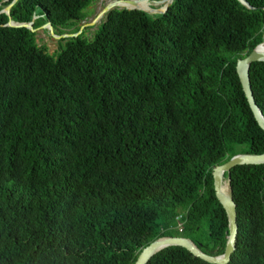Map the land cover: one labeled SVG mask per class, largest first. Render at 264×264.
Here are the masks:
<instances>
[{"label": "trees", "instance_id": "16d2710c", "mask_svg": "<svg viewBox=\"0 0 264 264\" xmlns=\"http://www.w3.org/2000/svg\"><path fill=\"white\" fill-rule=\"evenodd\" d=\"M92 1L17 0L0 13V264H134L161 237L221 256L227 217L212 170L264 154L235 69L264 42V0L114 8L90 39H62L53 54L6 26L36 17L34 29L63 34ZM249 80L264 118V62ZM229 187L227 264H264V164L233 168ZM147 264L209 263L172 246Z\"/></svg>", "mask_w": 264, "mask_h": 264}, {"label": "water", "instance_id": "95a60500", "mask_svg": "<svg viewBox=\"0 0 264 264\" xmlns=\"http://www.w3.org/2000/svg\"><path fill=\"white\" fill-rule=\"evenodd\" d=\"M8 0H4L6 2ZM129 2L132 7H124L126 9H134V10H140L150 15L155 14H164L170 5L172 4L173 0H158V1H151V0H126ZM146 1L147 3H150L154 6L161 5L158 8L148 7V8H139L137 6L138 2ZM241 4L246 6L247 8H251L248 3L245 0H239ZM17 2V0H12L7 6H5L0 13L6 14L8 17L10 15V10L13 7V5ZM118 8V5L115 3L109 4L105 7L103 10V14H106L110 10ZM36 19V17L29 23H14L9 18L6 26L11 28H26L30 30L31 32H34L33 28V21ZM89 26H92L93 23L88 24ZM40 28H47L51 31V34L58 38V39H66V38H72L77 37L78 34H63V35H56L53 31V28L50 23H47ZM264 45V42L257 45L246 57L240 58L236 61L235 69L238 76V79L240 81L243 93L245 95V98L247 100V103L249 105V108L258 123L259 127L264 131V118L262 116L261 111L259 110L255 100L254 96L251 90L250 86V80H249V69L250 65L252 63L256 62H264V52L260 51V48ZM264 164V154L260 155H253V154H238L230 158L226 163L219 165L215 167L212 170V179H213V188L215 192V196L218 200V202L223 207L226 217H227V243L225 246L224 253L221 256H212L207 255L203 252H201L191 240L184 238V237H161L158 238L151 243H149L147 246L142 248L134 262V264H147L149 260L158 252L161 250L177 246L182 247L185 250H187L192 256L199 258L203 260L204 262H207L209 264H227L230 260L231 255L233 254L235 250L236 245V236H237V212H236V205L232 197V192L229 187V192L227 194L222 192V186L224 182V174L228 175L227 183L229 185V174L230 171L237 167V166H243V165H262Z\"/></svg>", "mask_w": 264, "mask_h": 264}, {"label": "rangeland", "instance_id": "374dc122", "mask_svg": "<svg viewBox=\"0 0 264 264\" xmlns=\"http://www.w3.org/2000/svg\"><path fill=\"white\" fill-rule=\"evenodd\" d=\"M117 0H93L89 6L83 10L82 15H84V20L77 22L75 26L70 30H62L63 34H74L77 30L76 28H79V30L76 32L77 34L83 33V38L90 39L92 35L94 34L97 26L100 24V22L103 20L105 14H103V10L106 6L109 4L115 3ZM148 7H155L158 8L161 5L154 6L150 3H148ZM122 9V7H120ZM93 23L92 26H89L88 24ZM35 34V41L38 46H44L49 54L56 53L58 51V48L60 46L64 45V42L61 41L62 39H58L54 37L51 34V31L47 28H38L34 30L33 32ZM56 35H63L58 34V31H55ZM227 181V180H226Z\"/></svg>", "mask_w": 264, "mask_h": 264}, {"label": "bare ground", "instance_id": "6f19581e", "mask_svg": "<svg viewBox=\"0 0 264 264\" xmlns=\"http://www.w3.org/2000/svg\"><path fill=\"white\" fill-rule=\"evenodd\" d=\"M116 4L118 6L119 5L123 6L122 8H124V7L129 8V7H132L133 6L129 2H127L126 0H117L116 1ZM137 6L139 8H144L145 9V8H148L149 5H148V3L146 1H143V2H138L137 3ZM260 51L261 52H264V45L260 48ZM225 182H226V180H224V182H223L222 192L225 193V194H227L229 192V185H228V183H225Z\"/></svg>", "mask_w": 264, "mask_h": 264}]
</instances>
